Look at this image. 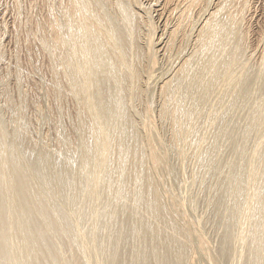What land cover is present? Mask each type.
<instances>
[{
	"label": "bare ground",
	"instance_id": "bare-ground-1",
	"mask_svg": "<svg viewBox=\"0 0 264 264\" xmlns=\"http://www.w3.org/2000/svg\"><path fill=\"white\" fill-rule=\"evenodd\" d=\"M158 1L159 3L154 5L156 10L155 8L152 10L150 7L143 5L141 0H46L48 16L42 24L38 25L40 29V33L38 34L40 36L37 34L36 37L38 36L37 41H39V45L37 46H39V50L41 51L40 54L48 57V67L51 71L50 76L55 83L54 89H47L49 91L47 92L52 95L51 99L53 100H51L53 105L50 104L53 111L51 113L49 109V112L50 116H52L51 119L53 118L52 123L54 122V126L58 119H71L67 121L69 122L68 126L66 125L67 132L61 136L58 146L61 148H74L78 151V167L75 166L76 168L70 170L66 166L62 171L53 169V166L49 163L47 148L45 146L46 149L43 146L40 148L43 143L38 145L36 142L40 147L35 146L33 143L35 141H32L28 133H25V137L21 136L24 140L18 144L17 142L20 139L16 142L14 135L8 134L5 131L4 125H1L3 121L0 120L2 121L0 123V264H183L185 260H187L186 263L193 262L196 253L197 256L204 259L206 264H223L224 251H222V248L217 250V246L212 245L200 228H197L192 223L193 221H190L183 202L179 200L180 198L177 199L173 193L161 195L159 191V184L164 183L163 179H169V176L172 175L169 173L170 170L168 168L170 156L168 149L161 140V134L159 135V128L153 122L154 120H152L148 103L149 99L147 100V88L150 83L156 84L158 82L156 80L159 71L156 65L157 61H159L158 53L161 51L163 52H160L162 55L167 52L171 53L170 51L172 50V54L177 56L176 59L178 61H175V65H172L174 68L173 70L171 69L170 77L162 78L158 73L162 81L159 80V85L157 86L160 98L158 115L160 118L167 120L168 128L171 132V145H176L180 142V139H184L185 143V139L190 133L189 131L194 132V130L192 131V127L194 124L196 125V121L198 119L201 121V117L199 118V116L203 114L202 117H204L206 114V111L204 112L205 114L202 112L208 108V105L211 106L209 109L211 108L212 112L214 110L220 111V115L217 118L216 112L211 113V109L209 113L211 115L214 114V116L210 117L209 114H206V116H209V125L213 127L216 125L215 130L218 129V132L222 131L218 133L219 135H222L223 129H226L224 130L226 131L225 134L229 132L233 133V135L231 134L232 136H234V131L237 130L235 135L239 131L237 123H232L234 126H237L236 130L231 128L232 125L230 123L231 126L229 127L233 132L229 127L224 128V122L227 120L223 119V117L225 115V118H227V113L229 115L231 112L233 116H229L233 119L234 114L241 111V113H238L240 116L242 114L243 121H241L248 120L243 124L246 125L248 123L246 125L247 130H251L249 134L247 130L245 131L247 135H250V132H252L249 138L247 135L245 137L241 132V135L244 137L238 135L237 138L239 139L236 138L238 140L236 144L232 142V137V144L229 142L230 137L224 134L226 139L229 140L228 146L235 144L233 146L235 149L229 146L231 154L233 150H237V153L235 151L233 153L238 157H241V155H243V158L247 157L244 168L245 175L244 177L242 176L243 180L237 183V171H234V169L238 162L236 160L240 159L235 154H232L237 159L233 162L234 158L231 156L233 159L231 161L230 152L228 156L230 160L227 159L226 161L225 158L224 161L226 162L227 167H225L228 172L226 174L231 175L232 178L224 173L226 171L224 169L221 173H224L222 174L223 176L226 175L224 178L231 179H229V187L226 188L242 197V199L240 198L242 204L240 205V202H238V205H240L238 209V211L240 210V215L235 214L237 212L235 208L236 211L233 212L234 215H238L239 223L237 222V224H240L244 233L237 240L248 243L250 249L252 247L253 264H264V29L257 36V42L261 43L260 47L258 46L259 44L257 45L259 52L255 50L258 48L255 47L256 43L254 45V51L259 54L257 57L254 55L256 59L251 66L249 64L250 67L248 68L250 69L246 67V60L250 59L252 61L251 56L255 54L254 51L249 49L250 41H247L249 28L246 24L248 19L246 15L251 11L252 5L257 0ZM148 2L146 4H149ZM153 2L151 3L152 5ZM151 10L157 11L156 15H158L157 19L160 21L159 23L154 19L153 14L151 15ZM194 12L197 13L198 18L204 15L201 24H197L198 27L197 25H192L194 23L191 20V13ZM197 16L195 15V18ZM192 19L195 21L194 18ZM25 28L27 30L25 32L27 38L23 39V41H27V44L24 45L27 51L25 53H29L33 51V44H35L34 34L31 32L30 27ZM194 28L195 30L193 31L192 29ZM158 29L162 31L161 34L158 32ZM24 46L21 47L24 48ZM185 50H187L186 53ZM246 52H249V55ZM1 53L2 51L0 50V56ZM26 60L31 61L32 58ZM18 66L13 71L15 76L14 90L19 94L18 100L25 103L26 101L34 103L36 95L30 100L29 98L32 95H28L29 92H27L30 89H27L25 95L22 93L26 89H23L24 91L21 92L19 91V83L21 82V80L19 82V79L22 78L21 75L24 72ZM28 76L30 77V75ZM162 76L164 77L165 75ZM53 81L50 82L54 84ZM33 86L31 85L32 88ZM10 89L4 80L0 81V95L3 97V102L13 100V91H10ZM34 94L36 93L34 92ZM208 98L211 100L210 104L209 102L207 104ZM47 105L46 108H49ZM136 107H138V113L141 111L143 114L141 119H139L140 117H136ZM24 111L23 109L22 112ZM22 112L19 114L24 117ZM236 116L233 121L236 119L239 121V117ZM19 117L17 121L22 119H19ZM120 117H122L121 120ZM185 119L188 120V123H185L187 121ZM182 120H185V122ZM15 121L11 123H15V126H17ZM183 122L189 124L187 125V129L183 128ZM59 124L62 125V123ZM243 124L241 123L242 126ZM197 125L194 127L199 130L201 127L198 125L199 128H197ZM12 126L15 127L14 125ZM22 126L20 125L19 127L22 128ZM248 126L250 129H248ZM15 128L13 130L9 128L10 132L14 131ZM57 128L56 130H58ZM210 128L212 129V127ZM201 129L203 130V128ZM227 129L229 132H227ZM215 130H211L212 133H216ZM15 131L19 133L16 129ZM204 131L207 132L205 127ZM20 132L22 131L20 130ZM69 132H74V134L70 136ZM198 133L200 135V131ZM194 134L196 135L197 133L194 132ZM43 135L41 134L40 136L45 137ZM209 135L211 136V134ZM166 136L168 135L166 134ZM200 136H195L194 139H198ZM225 136L222 138L223 140ZM207 137L203 138L207 139ZM88 138L90 139V144L91 138L93 140L91 149L85 145ZM222 139L220 140L223 141ZM207 141L204 140L206 143ZM228 142L226 140L224 143ZM224 143H222V148L226 149L224 147L228 146H225ZM192 144L194 145V142ZM216 144L218 146V142ZM26 146L30 150H33L32 152L35 154L33 156L34 159L29 160L24 156L23 148L25 147L26 149ZM194 147L195 149H193L196 150L197 146L195 145ZM245 147L247 148V154L244 156ZM208 148L210 149V147ZM219 148L221 149L220 146ZM193 149H190V151L193 152ZM213 150H210L211 153L214 152ZM217 151L223 152L222 149ZM57 152L59 153V151ZM185 152L181 151L178 153L180 159H182ZM220 152L219 154L221 155ZM199 153L200 156H203V153L205 154L206 152ZM214 153L212 156L214 155L216 158L218 152H216L217 154L215 153L216 155ZM54 154L56 155V152ZM226 154L224 153L221 156H227L228 154ZM196 155L194 156L196 157ZM220 155L218 156L219 160L223 159ZM179 156H177V159ZM258 156L259 160H256ZM196 158L199 160L198 157ZM218 159H216L217 162L219 161ZM198 160L196 162H199ZM216 160L212 161L217 163ZM212 161L211 163H209L210 161L207 163L212 164ZM206 162L203 163V167L205 164L209 172L213 170L215 173L216 171L213 168L210 171V168L207 167L209 164L206 165ZM219 162L221 163L222 160ZM198 164L196 163V166ZM214 166L217 165L214 164ZM236 168L239 170V167L236 166ZM228 169L230 170L228 171ZM196 170L194 168V171ZM201 170L200 172L203 171ZM205 172L204 169L201 174ZM214 173L212 176L209 174L207 176V178L209 176L213 178V181L208 179L207 181L215 184L216 181L214 179H221L222 177H218L219 172L216 175ZM174 174L173 172L172 177ZM205 174L207 175V172ZM197 176H200V174ZM233 177L236 178V183H234V180V182H231ZM79 179H84L86 189H81L77 186L75 181L77 182ZM198 180L202 181L199 177ZM67 182L69 183L68 185ZM209 182L208 184L206 183L207 186H210ZM223 185H225V181ZM207 186H205L204 190L208 188L209 190L212 189L211 187L206 188ZM170 188H172V184ZM64 189H66V192L69 191L68 197L63 196L65 195L62 194ZM169 189H166V191ZM219 190L220 188H218V194ZM223 191L224 189L220 192V196L215 197L219 199L221 197L222 199L228 196L230 198V195L223 194L226 190ZM212 193L214 194L213 191ZM205 195L207 194L205 193ZM237 196L236 198H239ZM233 198L235 199V197ZM75 199L80 200V206L84 205V203L88 204L87 207L85 206L87 210H84L86 213L83 211L84 208H79L78 210V207L75 205ZM186 201H188V198ZM166 202H170L171 206L167 205V208L171 207L169 210H172L174 213H170L176 214L177 221L174 220L176 216L173 217L174 215H172V218L167 212ZM220 202L222 203V201ZM220 202L218 201L215 206ZM83 205L82 207H84ZM196 206L198 205L196 204ZM81 211L84 214L83 216H86V218H83L86 224L83 222L82 225L80 224V217L82 218ZM105 213L109 214L108 216L110 217H104L105 222L106 219L110 222L116 216H120L123 221H126V224L132 219L135 220L137 223L132 225L133 228L130 226L128 227L129 229L125 228L127 232L128 230H132L127 235L129 237L133 235L135 239L138 238L139 240H136L138 242L142 241V246H145V249H140L139 247L134 250L137 247L134 246V251L131 253V251L127 252L128 244L126 243L127 247L125 246V249L119 243L112 246V240L115 238L109 233V230L105 232L104 228L99 229L97 227L96 229V223H99V219L106 215ZM67 217H69V220L71 217L73 218V222L69 221L72 224L66 225L68 223ZM126 224H124V227ZM83 225L84 227L86 226V229L82 227ZM98 225L100 226L101 224ZM105 225L103 226L107 228ZM111 225L108 228L114 227V232L111 231L112 229L110 230L112 234H115L116 229L118 231L116 232V237L123 235L125 238L127 236L124 234L126 230L122 233L119 232L121 227L119 229L115 227L116 224L114 226L113 224ZM100 230L104 231L103 234L108 233L112 236L111 238H107L112 243L111 241H108L109 244H106V241V243H103L104 239L102 237L104 236L100 234L101 237L99 238H102L101 240L103 241L100 240L102 244H98L100 243L99 238H97L99 234L96 233ZM100 232L102 233V231ZM118 233L122 235H118ZM238 233L240 235V232ZM106 235L105 238L108 236ZM235 236L236 234L233 237ZM247 236L249 240L246 239ZM126 239H128V236ZM135 239L133 238V240ZM115 240L114 243L119 241L115 242ZM229 242L227 241L228 247L230 245L233 246L234 243L230 244L231 242ZM232 242L235 241L233 240ZM121 244L124 245V243ZM215 244L217 245L218 242ZM225 245L223 243V246ZM189 247H195V250L192 248L194 251L191 256L185 253L186 256H189L186 257L183 255L184 250L183 252L180 251ZM139 249L142 250V253ZM230 250L229 252H231ZM247 251L249 252L248 249ZM125 253H129L130 255L127 261L125 260L127 258H124ZM225 254L228 253L226 252Z\"/></svg>",
	"mask_w": 264,
	"mask_h": 264
},
{
	"label": "rangeland",
	"instance_id": "rangeland-1",
	"mask_svg": "<svg viewBox=\"0 0 264 264\" xmlns=\"http://www.w3.org/2000/svg\"><path fill=\"white\" fill-rule=\"evenodd\" d=\"M142 1V4L143 5H145V6H147V7H150L152 10L155 8V10H156V7L154 6L155 4H158L159 3V1L158 0H155V2H153L154 0H141ZM158 1V2H157ZM257 1H259V0H257ZM257 1L256 2H254V5H252V8L250 9L251 11H249L247 14L248 15H246V17L248 16V19H247V22H246V24H247V27L249 28L248 29V31L249 32H247V35H248V39H250V40H248L247 39V41H250V43L249 42H247V43H249V49L250 50H252V51H254V49H255V47H260V44H259V42H257L258 41V34L260 33V31L262 30V29H264V2H263V0L261 1L260 0V2H258L257 3ZM149 3V4H146V3ZM153 2V5L151 4ZM157 2V3H156ZM257 3V4H256ZM150 4H151V6H150ZM153 6V7H152ZM255 7V8H254ZM254 9V10H253ZM151 10V15L153 14V17H154V19H156L157 21H158V23L160 22L157 18H158V15H156L157 14V11H152ZM211 10V9H210ZM48 9L46 8V0H0V50L2 51V53H1V56H0V81L2 80H4L5 81V84L7 85V87L9 86V88H11L10 89V91L12 90L13 91V95H12V93H11V95H12V99L13 100H11V101H5V102H3V100H2V96L0 95V120H2L3 121V123L1 124L2 126L4 125V126H6V127H4L3 126V128L4 129H6L5 131L8 133V134H12V135H14V137L16 138V142H17V140L18 139H20V141L18 140V144H20V143H22L21 141H23L24 139L22 138V137H25V133H28V136L30 137V139L32 140V141H35V142H33L34 144H35V146H37V147H40V146H38V145H41L42 143H43V145H41V147L40 148H42V146H43V148H45L46 149V151H47V153H48V159H49V163H51L50 165H52L53 166V169H58L59 171H62V169L65 167L66 168V166L68 167V168H70V170L71 169H73V168H76V167H78V151H76V149H74V148H65V150H64V148H61L60 146H58V141L60 140V138H61V136H63V135H65L66 133L65 132H67V126H68V123L69 122H67V121H69V120H71V119H69L68 120V118H62V119H58V121L56 122V125L54 126V122L52 123V119H51V117L52 116H50L51 114H50V110L51 109H53V108H51L52 107V95L51 94H49L48 92V90L50 89V88H52V89H54L53 88V86L55 85V83H54V81H53V79H52V77L50 76V74H51V71H50V69H49V60H48V57L47 56H44V55H42V54H40L41 53V51L39 50V46H37V45H39V41H37V37L38 36H40L38 33H40V29L38 28L39 26V24H42L44 21H45V18L48 16ZM195 13V14H194ZM194 13H191L192 15V18H194L195 19V21L197 20V22L195 23V21L191 18V20H192V22L194 23V24H192L193 26H195V25H200L201 24V21L203 20V16L202 17H199L198 18V16H197V13L196 12H194ZM254 16H253V15ZM195 15L197 16L196 18H195ZM251 15V16H250ZM194 16V17H193ZM252 17V18H251ZM201 19V20H200ZM169 22V21H168ZM191 22V21H190ZM198 25H197V27H198ZM169 26V25H168ZM167 26V27H168ZM25 27H30L31 28V32L34 34V41H35V44H33L34 46H33V51L31 52H29L30 53V55H29V53H25V52H27L26 51V49H25V47L26 46H24V45H26L27 44V41L26 40H24L23 41V39H26L27 38V36H26V34H25V32L27 31L26 30V28ZM165 30H166V28H165ZM193 31L195 30V28L194 29H192ZM161 30H159L158 29V32L161 34L162 33V31L160 32ZM164 31V30H163ZM192 31V32H193ZM38 34V36L36 37V35ZM193 34V33H192ZM250 34V35H249ZM254 36V37H253ZM25 37V38H24ZM164 37V36H163ZM250 37V38H249ZM255 37H257L256 39H254ZM35 38H36V40H35ZM252 38H253V41H252ZM20 41H23V42H20ZM255 41V42H254ZM25 42V43H24ZM37 42V43H36ZM18 43H23L22 45L21 44H18ZM253 43V44H252ZM255 43H256V46L254 47V45H255ZM251 44V45H250ZM259 44V45H258ZM3 45V46H2ZM20 45V46H19ZM258 45V46H257ZM18 46H19V49H18ZM21 46H24V48L23 47H21ZM37 47V48H36ZM253 47V48H252ZM259 47L258 48H256L255 50L257 51V52H259L258 50H259ZM248 50V49H247ZM249 50V51H250ZM186 51L187 50H185V53H186ZM252 51H250V52H252ZM256 51H254L255 52V54H253V56H251L250 58L252 59V61L250 60V59H248V61L246 60V63L248 64V66H247V64H246V67L248 68V67H250L251 65H252V63L254 62V60L256 59V58H254V55H255V57H257L258 56V54H257V52ZM5 52V53H4ZM17 52V53H16ZM161 52V51H160ZM158 53V60L159 61H157V68H159L157 71H158V73H159V75L162 77V78H165V77H167V76H169L170 77V75H171V72H172V70H173V68H174V66L172 67V65L174 64L175 65V61H178V59H176L177 58V56L175 55V54H172V52H173V50L172 51H170L171 53H169V52H167V53H164V54H162L161 55V53H163V52H161V53ZM19 53V54H18ZM247 54L249 53V52H246ZM253 53V52H252ZM13 54V55H12ZM26 54H28L27 56H26ZM166 54V55H165ZM171 54H172V56H171ZM251 54V53H250ZM17 55V56H16ZM159 55H161V56H159ZM249 55V54H248ZM19 56V57H18ZM25 57V58H24ZM26 57H28V58H26ZM46 59H45V58ZM13 58H16V59H13ZM19 58V59H18ZM30 58H32V60L31 61H29V60H26V59H30ZM165 58V59H164ZM18 59V60H17ZM25 59V60H24ZM42 59V60H41ZM20 61V62H19ZM167 61V62H166ZM29 62H31L30 63V65L32 66H30L29 65ZM172 62V64H170ZM251 62V63H250ZM14 63H15V65H14ZM165 63V64H164ZM169 63V64H168ZM16 64H17V66L18 67H20L22 70H23V72L26 74H22L21 76H22V78H25L26 79V81H25V79H19V82H20V80H21V82L19 83V91L21 92V91H24L23 89H26L25 91H24V93H22L23 95H25V92L27 91V89L29 90L30 89V91H27V92H29L28 93V95H32L29 99L31 100L33 97H34V95H36L35 96V101H34V103H30V101L29 102H27L26 101V103L24 102V101H19L18 99H19V97H18V95L19 94H17L16 92H15V90H14V82H15V76H14V72L13 71H15L16 69H17V66H16ZM28 64V65H27ZM45 64V65H44ZM249 64H250V66H249ZM11 65V66H10ZM160 65V66H159ZM162 65V66H161ZM14 66H16V67H14ZM35 66V67H34ZM168 66H169V68H168ZM27 67H28V69H27ZM7 68H9V69H7ZM14 68V70H12ZM24 68V69H23ZM163 68V69H162ZM172 69V70H171ZM248 69H250V68H248ZM12 72V74H11V72ZM44 70V71H43ZM164 70V71H163ZM171 70V71H170ZM7 71H8V73H7ZM30 71V72H29ZM161 71V72H160ZM32 75H31V74ZM156 73V72H155ZM158 73H157V79L156 80H158V82L156 83V84H154V83H150L149 85H148V88H147V100H148V103H149V108H150V110H151V115H152V120H154L153 122H155V124L157 125V127L159 128V135H160V137H161V140H162V142H163V144L166 146V148L168 149V154H169V160H168V168H169V170H170V174H172L173 175V172L175 173L174 174V176L172 177V175H170L169 176V179H170V177H171V179L169 180L168 178L166 179V178H164L163 179V182L164 183H161V185L159 184V191L161 192L160 194L161 195H164V194H171V193H173L176 197H177V199L178 198H180L179 200H181V202H183V204H184V208H185V210H187V213H188V216L190 217V221L192 222V223H194V225H196V227L198 228H200V230L204 233V235L207 237V239L210 241V243L212 244V245H214L215 247L217 246V250H219V249H221L222 248V251H224V258H223V264H253L254 262H253V260H254V256H253V251H252V247H251V249H250V246H249V244L248 243H243V242H241V240H237L241 235H242V233H243V230L241 229V227H240V224H237V222L239 223V217H237L236 215H234V213L233 212H235L236 210H237V212H235V214H239L240 213V210L238 211V209H239V206L242 204L240 201H242L241 199H242V197L241 196H239V194H236V193H233L232 191H230V189H228V188H226V187H229V179L230 178H232V176L230 175H228V174H226V173H228L227 172V169H226V162L224 161V159L226 158V161H227V159L228 160H230L229 158H228V156H229V152H230V150L231 149H229L230 147L229 146H231V147H233L236 143H237V139H239V138H237L238 137V135L240 136L242 133H243V135L245 136V135H247L246 133L248 132V134H249V131H251V130H247V124L248 123H246V125H244L243 123L246 121H248V120H246L245 119V121L244 122H242L243 120H242V114H241V116L238 114V113H241V111L240 112H238V113H233L234 114V117H233V119H231L232 117H230L229 115H231V112L229 113V115H228V113L226 114L227 115V118H225L226 116L224 115V117H223V119H225V120H227L226 122H224V128L225 127H229V126H231V128L233 129V130H236V127L237 128H239V131L237 132V134L235 135V133H236V131H234V136H232L233 135V133H231V132H229V130L227 131V132H229V133H227V134H225L226 133V131H224V130H226V129H223V133H222V135H226V136H229L230 138H229V140L228 139H226V136H225V141L222 139V138H224V136L223 137H221L218 133H221V132H218L219 130L218 129H216L215 130V128H216V125H214L215 127H213V126H210L209 125V116L207 115L206 116V114H209L210 115V117L211 116H214V114H212L211 115V113H214V112H216V118L218 117V115H220V111H213L212 112V109H211V113H209L210 111V109H209V107H211L210 105H208V108H206V106H205V108H206V110L204 109V107H203V109H204V111L202 112V113H204L205 111V115H204V117H202L203 116V114H201V116H199V118L201 119V121L198 119L197 121H196V125L198 124V123H200V124H198L201 128H203V130L201 129H196L194 126H196L195 124H194V129H193V127H192V131L194 130V132H196L197 134L195 135H193V133L191 132V130L189 131L190 133L188 134V136L186 137V139H185V143H184V139H180V142H181V145H180V142H178L176 145H171V132H170V130H169V128H168V123H167V120L164 118H160V116L158 115V105L160 104V98H159V95H158V85H159V80L160 81H162V78H159V75H158ZM167 73H170V74H167ZM8 74V75H7ZM28 75H30V77L28 76ZM47 75V76H46ZM162 75H165L164 77L162 76ZM8 76V77H7ZM26 76V77H25ZM43 76V77H42ZM159 78V79H158ZM52 79V80H51ZM48 80V81H47ZM39 81V82H38ZM53 81V83L54 84H52L51 82ZM40 84V85H38V84ZM22 84V85H21ZM29 84V85H28ZM31 85H34L33 86V88H34V90H32L33 88L31 87ZM46 86H48V87H46ZM21 87V88H20ZM23 87V88H22ZM27 87V88H26ZM30 87V88H29ZM13 88V89H12ZM49 88V89H48ZM48 89V90H47ZM36 90V91H35ZM48 91V92H47ZM154 91V92H153ZM26 92V93H27ZM30 92H32L31 94H30ZM34 92L36 93V94H34ZM39 92V93H38ZM38 94V95H37ZM149 94V95H148ZM154 94V95H153ZM49 95V96H48ZM51 95V96H50ZM16 97V98H15ZM39 97V98H38ZM157 97V98H156ZM41 98V99H40ZM211 98V97H210ZM210 98H208L209 100H210ZM28 99V98H27ZM40 100V101H39ZM44 100V101H43ZM52 100V101H51ZM207 101V104H208V102H209V104H210V102H211V100L210 101ZM14 102V103H13ZM42 102V103H41ZM44 102H45V104H44ZM48 102H50V103H48ZM6 103V104H5ZM12 103H13V105H12ZM26 105H25V104ZM48 105H47V104ZM31 104V105H30ZM40 104H42V105H40ZM50 104H52V105H50ZM186 104H188V103H186ZM206 103H205V105H207ZM212 104V103H211ZM4 105H5V107H4ZM11 107H10V106ZM27 105H29V106H27ZM46 105H47V107L49 106V108H46ZM213 105V104H212ZM8 108H7V107ZM13 106V107H12ZM51 106V107H50ZM2 107V108H1ZM26 109H25V108ZM4 108V109H3ZM27 108H28V110H27ZM137 108L138 107H136L135 109V111H136V117L137 118H139V119H141V116L143 115L142 113H141V111L138 113V111H137ZM6 109H8V110H6ZM10 109V110H9ZM18 109V110H17ZM23 109L25 110L24 112H22L23 111ZM45 109V110H44ZM47 109V110H46ZM50 109V110H49ZM239 110H241V109H239ZM238 110V111H239ZM4 113H3V112ZM7 111H9V112H7ZM52 111L53 110H51V113H52ZM202 111V110H201ZM207 111H208V113H207ZM18 112V113H17ZM22 112V114H23V116L24 117H22V115L21 114H19V113H21ZM6 113V114H5ZM9 113V114H8ZM41 113H43V114H41ZM219 113V114H218ZM4 114V115H3ZM12 114V115H11ZM21 115V117H19V115ZM49 114V115H48ZM236 114H238L237 116L239 117V121H237L238 119H236L235 121H233L234 120V118H235V116H236ZM3 116V117H2ZM7 116V117H6ZM14 116V117H13ZM15 116H17V117H15ZM41 116V117H40ZM229 116V117H228ZM231 116H233V115H231ZM236 116V117H237ZM11 117V118H10ZM19 117V119L20 118H22V119H20V121H17V118ZM121 118L122 117H120V120H121ZM231 120H230V119ZM8 119V120H7ZM16 121H15V120ZM18 119V120H19ZM47 119V120H46ZM51 119V120H50ZM205 119V120H204ZM229 119V120H228ZM42 120V121H41ZM61 120V121H60ZM185 120H187V119H185ZM185 120H182V121H184L185 122ZM242 120V121H241ZM2 121H0V123L2 122ZM13 121H15L16 122V125L18 126V124H19V126L21 125H24V126H22V128H20L19 126L17 127V126H15V123H11V122H13ZM40 121H41V123H40ZM51 121V122H50ZM162 121V122H161ZM200 121V122H199ZM203 121H204V123H203ZM208 121V123H206V122ZM230 121V122H229ZM237 121V122H236ZM18 122H20V123H18ZM23 122V123H22ZM62 123V125L61 124H59V123ZM183 122V123H184ZM202 122V123H201ZM229 123V125H228V123ZM5 123V124H4ZM9 123V124H8ZM43 123V124H42ZM59 125H58V124ZM185 123H188V120L185 122ZM184 123V125H183V128H188V126L187 125H189V124H185ZM223 123V122H222ZM230 123H231V125H230ZM235 123H237V126H234L233 124ZM241 123L243 124V126L241 125ZM7 124V125H6ZM26 124V125H25ZM43 126H42V125ZM64 124V125H63ZM119 124H120V122H119ZM164 124V125H163ZM202 124H204V125H202ZM208 124V125H207ZM239 124V125H238ZM12 125H14L15 127H17V128H15V127H13ZM67 125V126H66ZM197 125V126H198ZM206 125V126H205ZM57 126H58V128H57ZM66 126V127H65ZM167 126V127H166ZM184 126H187V127H184ZM199 126L197 127V128H199ZM244 126H246V127H244ZM12 129L13 130V128H15L17 131H19V133H17L16 131H15V129H14V131H12V132H10V129ZM13 127V128H12ZM42 127V128H41ZM46 127H48V128H46ZM204 127H205V130L207 131V132H205L204 131ZM208 127V128H207ZM210 127H212V129L210 128ZM234 127H235V129H234ZM244 127V128H243ZM22 131V132H20V130ZM56 128L58 129V130H56ZM167 128V129H166ZM210 128V129H209ZM230 128V127H229ZM230 128V129H231ZM208 129H209V131H208ZM216 131V133L215 132H213L212 133V131H214V130ZM232 129H231V131H232ZM245 129V130H244ZM248 129H250L249 128V126H248ZM7 130H9V131H7ZM41 130V131H40ZM130 130V129H129ZM196 130V131H195ZM212 130V131H211ZM247 130V132L245 133V131ZM31 131H32V133H31ZM63 131V132H62ZM200 131V135H202V132L204 131V133H203V135L202 136H200L199 135V132ZM14 132V133H13ZM36 132V133H35ZM48 132V133H47ZM169 132V133H168ZM233 132V131H232ZM242 132V133H241ZM64 133V134H63ZM70 133V132H69ZM76 133V132H75ZM206 133V134H205ZM207 133H209V134H211V136L209 135V134H207ZM240 133V134H239ZM245 133V134H244ZM251 133L252 132H250V135H247V137L249 138L250 136H251ZM21 134V135H20ZM39 134V135H38ZM43 135V136H45V137H41L40 135ZM72 134H74V132H71L70 133V136L72 135ZM166 134L168 135V136H166ZM205 134V135H204ZM232 134V135H231ZM19 137H17V136ZM191 135V136H190ZM212 135H214L213 137H212ZM243 135H241L240 137H244ZM22 136V137H21ZM195 136H200V138H201V140L202 139H204V140H206L207 141V139H209L208 141H207V143L206 142H204V140H200V138H195L194 139V137ZM208 136V137H207ZM211 138H210V137ZM77 137V136H76ZM203 137H207V139H205V138H203ZM219 137V138H218ZM221 137V138H220ZM232 137H233V141H232ZM246 137V136H245ZM45 140H44V139ZM47 138V139H46ZM170 138V139H169ZM193 138V139H192ZM217 138V139H216ZM228 138V137H227ZM237 138V139H236ZM77 139V138H76ZM188 139V140H187ZM191 139V140H190ZM198 141H197V140ZM220 139H222L223 141H221ZM43 140V141H42ZM88 140V141H87ZM86 141L88 142H86L85 143V145L86 146H88L89 147V149H91L92 148V146L91 145H93L92 144V142H93V140H92V138H91V144L89 143V141H90V139L88 138ZM193 140V141H192ZM195 140V141H194ZM199 140H200V142H199ZM212 140H213V142H212ZM226 140H227V142L229 141L230 143H232V142H234L235 144L232 146V145H229L228 146V144H229V142L228 143H224V142H226ZM39 141H41V142H39ZM169 141H170V143H169ZM192 141V142H191ZM198 143H197V142ZM232 141V142H231ZM36 142H37V144H36ZM40 144H39V143ZM50 142V143H49ZM85 142V141H84ZM194 142V145L192 144ZM204 142V143H203ZM216 142H218V146H217V144H216ZM239 142H240V140H239ZM183 143V144H182ZM208 144V145H206V144ZM222 143H224V145L226 146H228V147H224V148H228L227 150L226 149H223L222 148ZM46 144V145H45ZM52 144V145H51ZM186 144V145H185ZM190 145V148H189V145ZM193 145V148L195 149V145L197 146V149L196 150H194L193 148H192V145ZM199 144V145H198ZM202 144L204 145L203 147H202ZM220 144V145H219ZM233 144V143H232ZM49 145V146H48ZM178 145V146H177ZM214 145V146H213ZM216 145V146H215ZM248 145V144H247ZM45 146V147H44ZM184 148H183V147ZM219 146L221 147V149H222V151L223 152H220V151H217V150H221L220 148H219ZM53 149H52V148ZM199 147H201V148H199ZM206 147V148H205ZM208 147H210V149L208 148ZM249 147V146H248ZM28 147L26 146V149H27ZM30 148H31V146H30ZM51 148V149H50ZM55 148V149H54ZM205 148V150H203ZM219 148V149H218ZM234 148V147H233ZM24 150H23V154H24V156L27 158V159H29V160H32V159H34L33 158V156H35V154H34V152H32L33 150H30L29 148V150L27 149H25V147L23 148ZM190 149H193L192 151L193 152H191L190 151ZM200 149H202V150H200ZM209 149V150H208ZM212 149H214L213 151L216 153V152H218V154H219V152L221 153V155H223L224 153L227 155V156H221L220 154V156H221V158H223V159H221L222 160V162L220 163L219 161H221V160H219L218 159V156L216 155V158H215V156L213 155L212 156V154L213 153H211V151L210 150H212ZM235 149V148H234ZM245 149H246V151H245ZM245 149H244V156L247 154L246 152H247V148L245 147ZM249 149V148H248ZM172 150V151H171ZM176 150V152H174ZM179 150V151H178ZM198 150H199V152H201V153H203V152H206L205 154L203 153V156L201 155L200 156V153L198 152ZM216 150V151H215ZM233 150V149H232ZM50 151V152H49ZM51 151H52V153H51ZM54 151V152H53ZM57 151H59V153L57 152ZM181 151H186L185 152V154L183 155V157H182V159H180V156H179V152H181ZM203 151V152H202ZM210 151V152H209ZM236 152L237 150H233V152ZM238 151H239V149H238ZM31 152V153H30ZM56 152V155L54 154ZM196 152V153H195ZM232 152V154L234 155L235 153H233ZM30 153V154H29ZM193 155H192V154ZM195 153V154H194ZM208 153V154H207ZM237 153V152H236ZM242 153V152H241ZM241 153H239V154H241ZM34 154V155H33ZM62 154V155H61ZM178 154V155H177ZM199 154V156H197V155ZM210 154V155H209ZM230 154H231V152H230ZM232 154L230 155V157L232 156ZM31 155V156H30ZM52 155V156H51ZM174 155H176V156H174ZM189 155V156H188ZM194 155H196V157H198L199 158V160L194 156ZM174 156V157H173ZM177 156H179L178 157V159H177ZM207 156H208V159H210V160H208L207 159ZM212 156V157H211ZM235 156H237L236 154H235ZM51 157V158H50ZM206 157V158H205ZM233 158H234V156H232ZM232 157H231V159H232ZM69 158V159H68ZM112 158V157H111ZM193 158H194V160L195 159H197L199 162H196L197 160H193ZM201 158H204V159H201ZM215 158V159H214ZM220 158V157H219ZM237 158H239L240 160H238ZM237 158L235 157L234 158V161H233V159L231 160V161H233V162H235V160L236 161H238L237 163H236V166L237 167H239L238 169L239 170H241V171H239V170H237V168H236V166H235V169H234V171L236 170L237 171V173H236V178L239 180H237V183L238 182H240L241 180H243V177H244V175H245V165H246V160H247V157L245 156L244 158H243V155H241V157L239 156H237ZM246 158V159H245ZM259 158V156L257 157V159L256 160H259L258 159ZM181 161H180V160ZM185 159V160H184ZM188 159V160H187ZM216 159H218L219 161L217 162V160ZM202 160H204L203 161V163L204 162H206L207 160L208 161H210L209 163H211V161L212 160H216V162L217 163H215L214 161H212V164H209V163H207L206 162V165L207 164H209L207 167L208 168H210V171L212 170V168L214 169V171H216L215 173L213 172V170L211 171V172H213L214 173V175H216L217 174V172H219L218 173V177H222L221 179H214L215 181V184L214 183H210L209 181H207V179L208 180H210V181H213V178H211L210 176H212V174L213 173H211V172H209V170L208 169H206V166H205V164H204V167H203V163H202ZM255 160V161H256ZM51 161V162H50ZM180 161V162H179ZM224 161V162H223ZM254 161V163H256V162H258V161H256L255 162ZM74 162V163H73ZM182 162V163H181ZM192 162V163H191ZM199 163L197 166H196V163ZM184 163V164H183ZM187 163V164H186ZM191 163V164H190ZM201 163H202V165H201ZM225 163V165H223ZM61 164H63V165H61ZM75 164V165H74ZM214 164H216L217 166H214ZM223 165V167H221V165ZM179 165V166H178ZM180 165H182V166H180ZM194 165H195V167H194ZM213 165V166H212ZM235 165V164H234ZM51 166V167H52ZM59 166V167H58ZM76 166V167H75ZM187 166H189V167H187ZM199 166V167H198ZM202 166V167H201ZM226 166V167H225ZM58 167V168H57ZM183 168V169H181V168ZM188 169H187V168ZM201 167V168H200ZM221 167V169H219ZM178 168H179V170H178ZM194 168H195V170L197 171V174H196V171H194ZM175 169V170H174ZM200 169H202L203 171H204V169H205V171L207 172V175L204 173V174H201L202 172H200ZM226 170L224 173L226 174V175H228L230 178H224V176H226V175H222V174H224V173H221V172H223L224 170ZM232 169V168H231ZM173 170V171H172ZM189 170V172H187ZM193 170V171H192ZM230 169H228V171H229ZM178 171V172H177ZM182 171V172H181ZM195 173V176H194V173ZM200 172V173H199ZM231 172V171H230ZM229 172V173H230ZM242 172V173H241ZM183 175H182V174ZM221 173V174H220ZM233 173V172H232ZM231 173V174H232ZM177 174H179V175H177ZM185 174H187V175H185ZM200 174V176H201V178H200V176H197V175H199ZM208 174L210 175L208 178H207V176H208ZM204 175V176H203ZM206 175V176H205ZM186 176H187V178H186ZM192 176V177H191ZM235 176V175H234ZM243 176V177H242ZM185 177V178H184ZM198 177H199V179L200 180H202L201 182L203 183H201L199 180H198ZM173 178V179H172ZM206 178V179H205ZM212 180H211V179ZM214 178H217V177H214ZM236 178H234L233 177V179H232V181L231 182H234L235 180H236ZM177 179H179V180H177ZM182 179V180H181ZM228 179V180H227ZM81 182H80V181ZM79 180H77V182L75 181V183L77 184V186L79 187V188H83V189H86L85 187H86V182L84 181V179L82 180V179H79ZM172 180V181H171ZM184 180V181H183ZM187 180V181H186ZM191 180H193V181H191ZM204 180H206V181H204ZM219 180H221L220 182H222L223 184H224V181H225V185H223L222 183H220L219 182ZM231 180V179H230ZM234 180V181H233ZM169 181H171L170 183H169ZM218 181V182H217ZM84 183V186H83V183ZM194 184H193V183ZM200 182V183H199ZM205 182V183H204ZM208 182L210 183V186L208 185L207 186V184H208ZM226 182H228L227 184H226ZM177 183V184H176ZM207 183V184H206ZM217 183V184H216ZM234 183H236V181L234 182ZM234 183H232V184H234ZM69 183L67 182V185H68ZM170 184V185H169ZM171 184H172V188H170L171 187ZM179 184V185H178ZM192 184V185H191ZM198 184V185H197ZM204 184H205V186H207L206 188H208V187H211L210 189L214 192V194L212 193V191L211 190H209V188L206 190H204V188H205V186H204ZM212 184V185H211ZM166 187H165V186ZM191 185V186H190ZM196 185H197V187H196ZM201 185V186H200ZM215 185H217L216 187H217V189H216V187H215ZM223 185V186H222ZM225 186V187H224ZM162 187H164V188H162ZM173 187H174V189H173ZM179 187V188H178ZM194 187V188H193ZM223 187V188H222ZM78 188V189H79ZM170 188V189H169ZM181 188V189H180ZM193 188V189H192ZM218 188H220V190H219V194H220V192L224 189V191H225V193H223L224 195H230V198L227 196V198H226V196H225V198H222L221 199V197H220V199L217 197H215V196H220L219 194H218ZM226 188V189H225ZM165 189V190H164ZM166 189H169V190H167L166 191ZM215 189V190H214ZM68 190V189H67ZM195 190V191H194ZM79 191H80V189H79ZM216 191H217V193H216ZM223 191V192H224ZM68 192V193H67ZM66 192V189H64L63 190V192H62V194H65V195H63V196H67L68 194H69V191H67ZM194 192V193H193ZM191 193V194H190ZM196 193V194H195ZM201 193V194H200ZM205 193L207 194V195H205ZM213 195H212V194ZM185 194H188V195H185ZM198 194V195H197ZM203 194V195H202ZM231 195H233V196H231ZM235 195V196H234ZM238 195V196H237ZM196 196H197V198H196ZM223 196V195H222ZM236 196L237 197H239V198H236ZM68 197V196H67ZM185 197V198H184ZM210 197V198H209ZM224 197V196H223ZM233 197H235V199L233 198ZM83 198H85L86 199V197L85 196H83ZM185 200H184V199ZM187 198H188V201H186L187 200ZM241 198V199H240ZM84 199V200H85ZM189 199H191V200H189ZM215 199H217V200H215ZM240 199V200H239ZM76 201H75V205H76V207H78V210H79V208H84L83 209V211L86 209V207H87V205L88 204H85L84 203V207H82V205L80 206V204H79V199H75ZM212 200V201H211ZM223 200H225L224 202H223ZM227 200V201H226ZM106 201V200H105ZM108 201V200H107ZM190 201V202H189ZM196 201H198L197 203H196ZM202 201V202H201ZM208 201H210V202H208ZM214 201V202H213ZM218 201L220 202V201H222V203L219 205V207H218V205L217 206H215V204L216 203H218ZM234 201V202H233ZM85 202V201H84ZM213 202V203H212ZM229 203V205H227L228 203ZM238 202H240L239 204L240 205H238ZM190 203V204H189ZM200 203V204H199ZM206 203V204H205ZM232 203V204H231ZM142 204V203H141ZM188 204V205H187ZM196 204L198 205V206H196ZM208 204V205H207ZM223 204V205H222ZM167 205H170L171 206V204H170V202L168 203V202H166V208H167ZM222 205V206H221ZM86 206V207H85ZM213 206V207H212ZM221 206V207H220ZM227 206V207H226ZM230 206V207H229ZM232 206H233V208H232ZM188 207V208H187ZM211 207V208H210ZM225 207V208H224ZM171 207H168L167 208V212L170 214V216L172 217V215H174L173 217H175L176 216V214H172V213H174V212H172V210H169ZM190 208V209H189ZM212 208H214V209H212ZM236 210H235V209ZM77 209V208H76ZM218 211H217V210ZM87 210V209H86ZM85 210V211H86ZM215 210V211H214ZM84 211V212H85ZM209 211H210V213H209ZM82 212V211H81ZM170 212H172V213H170ZM206 212V213H205ZM222 214H221V213ZM226 212V213H225ZM86 213V212H85ZM106 215H104V216H102V218H100L99 219V223H96V229H97V227H99V229H103L104 228V230H105V232H107L108 230H109V233L116 239H113L112 241H113V243H112V241L111 240H108L107 238H111L112 236L111 235H109L108 233H104L103 234V230H100V231H102V233L100 232V231H97V233L96 234H99V236L97 237V238H99V237H101L102 236V234H103V236L104 237H102L103 239H104V242L103 243H106V244H109L108 243V241H111V243H112V246H114V244L116 245V244H120L122 247L124 246V249L127 247V252L128 251H131V253H132V251H134V250H136V248L138 249L139 247H140V249H145V246L143 247L142 245H143V243H141V242H138V241H136V240H139L138 238L137 239H135V237L132 235L131 237H129V235H127L128 233H130L132 230H128V232H127V229H129L128 227L130 226V227H132L133 228V226L132 225H134L135 223H137L135 220H131V221H129V222H127V224L125 223L126 221H123V219L120 217V216H116V218L114 217V219H111L110 220V222H109V220H107L106 219V222H105V218L107 217V218H110L108 215H107V213H105ZM219 214V215H218ZM226 214V215H225ZM84 214H83V212H82V218L80 217V224L82 225L83 224V222L85 223V221H83V218L85 217L86 218V216H83ZM223 215V216H222ZM240 215V214H239ZM233 216H235V217H233ZM105 217V218H104ZM172 217V218H173ZM223 217V218H222ZM225 217V218H224ZM68 218V220H67V222L68 223H66V225L67 224H69L71 221L73 222V218L71 217V221L69 220V217H67ZM136 219V218H135ZM176 219H178L177 218V216L174 218V220H176ZM215 219V220H214ZM218 219V220H217ZM84 220H86V219H84ZM103 220H104V222H103ZM113 220V221H112ZM115 220V221H114ZM123 221V222H121V221ZM70 221V222H69ZM177 221V220H176ZM121 222V223H120ZM213 222V223H212ZM235 222V223H234ZM107 223V225H105ZM119 223V224H118ZM211 223V224H210ZM215 223V224H214ZM70 224H72V223H70ZM69 224V225H70ZM86 224V223H85ZM98 224H101L100 226L98 225ZM111 224H113V226L115 225V227H117V228H119V227H121V229H120V231L119 232H122V233H124V231L126 230V233H124V234H126L127 236H128V239H126L125 240V238H127V236L124 238L123 237V235L122 234H119L118 233V235H122V236H118V237H116L117 236V234H116V232H118L117 231V229L115 230L116 232H115V234H112V232H114V227H112V228H108V226L109 225H111ZM121 224H123V225H121ZM124 224H126L125 225V227H124ZM214 224V225H213ZM103 225H105V226H107V228L106 227H104ZM119 225V226H118ZM220 225V226H219ZM72 226V225H71ZM70 226V227H71ZM112 226V225H111ZM123 226V227H122ZM84 229H86L85 227H84V225L82 226ZM101 227V228H100ZM215 229H214V228ZM125 228H127V229H125ZM70 229V228H69ZM112 229V230H111ZM118 229V230H119ZM131 229V228H130ZM112 232H111V231ZM123 230V231H122ZM221 230V231H220ZM230 230V231H229ZM70 231V230H69ZM130 231V232H129ZM98 232H100V233H98ZM219 232V233H218ZM224 232V233H223ZM225 232H226V235H225ZM228 232V233H227ZM231 232V233H230ZM233 232H235V233H233ZM238 232H240V235H239V233ZM70 233V232H69ZM100 234H101V236H100ZM223 234V235H222ZM232 234V235H231ZM234 234H236V236L235 237H233L234 236ZM105 235L107 236L106 238H105ZM131 235V234H130ZM228 235H230L229 237H228ZM243 235H244V233H243ZM247 235V234H246ZM135 239V240H133V238ZM219 237H220V239H219ZM231 237V238H230ZM233 237V238H232ZM237 237V238H236ZM248 237V236H247ZM246 237V239L247 240H249V237L247 238ZM101 238V239H102ZM121 238V239H120ZM124 238V239H123ZM221 238H222V240H221ZM100 238H99V242L100 243H98L99 245L100 244H102L101 243V241H103V240H101ZM106 239V240H105ZM101 240V241H100ZM114 240H115V242L117 241V240H119V241H117L116 243H114ZM221 240V241H220ZM226 242H224V241ZM235 241V242H232V241ZM106 241V242H105ZM227 241L230 243V244H233V246H235V247H233L232 245H230V247H228L229 245L227 244ZM237 241H240V242H237ZM129 242V243H128ZM218 242V244L216 245L215 243H217ZM121 243H124V245L123 244H121ZM125 243L126 244H128L127 246L125 245ZM140 243H141V245H140ZM223 243H224V245L225 246H223ZM239 243V244H238ZM219 244H221V245H219ZM238 244V245H237ZM242 244V245H241ZM244 244V245H243ZM131 245V246H130ZM140 245V246H139ZM121 246H119V247H121ZM126 246V247H125ZM134 246H137V247H135V249L133 248ZM247 246H249V247H247ZM243 247H244V251H243ZM193 248V247H192ZM192 248H185V249H182L180 252H183V250H184V256H186V255H190L191 256V254H193V251L195 250V247L192 249ZM229 248V249H228ZM235 248V249H234ZM237 248H238V250H239V252H237L238 250H237ZM242 248V249H241ZM134 249V250H133ZM139 249V251L141 252L142 250H140ZM190 249H192V250H190ZM231 249V250H230ZM234 251H233V250ZM241 249V250H240ZM247 249L249 250V252L247 251ZM229 250L231 251V252H229ZM237 250V251H236ZM235 251H236V253H235ZM126 252V251H125ZM228 253V254H225V253ZM142 253V252H141ZM185 253H186V255H185ZM233 253V254H232ZM239 253V254H238ZM241 253V254H240ZM231 254V255H230ZM132 255V254H131ZM229 255V256H228ZM237 257H236V256ZM129 257H130V255H129V253L127 254V253H125V256H124V258H127V259H125L126 261L129 259ZM186 257H189V256H186ZM199 257L200 256H197V253H196V257H195V259H193V262H191V263H186V261L187 260H185V263H183V264H206L205 263V261H204V259H201V257H200V259H199ZM244 259V260H243ZM197 260V261H196ZM240 260V261H239ZM249 260H250V262H249ZM224 262H226V263H224ZM228 262V263H227ZM239 262H241V263H239Z\"/></svg>",
	"mask_w": 264,
	"mask_h": 264
}]
</instances>
